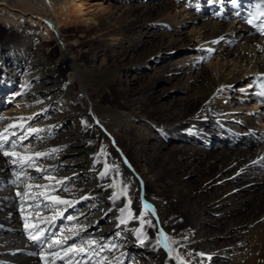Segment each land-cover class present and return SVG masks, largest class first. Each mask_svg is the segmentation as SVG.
<instances>
[{
	"label": "bare ground",
	"instance_id": "6f19581e",
	"mask_svg": "<svg viewBox=\"0 0 264 264\" xmlns=\"http://www.w3.org/2000/svg\"><path fill=\"white\" fill-rule=\"evenodd\" d=\"M227 1L101 0L71 35L80 0H0V264H264V38Z\"/></svg>",
	"mask_w": 264,
	"mask_h": 264
},
{
	"label": "rangeland",
	"instance_id": "374dc122",
	"mask_svg": "<svg viewBox=\"0 0 264 264\" xmlns=\"http://www.w3.org/2000/svg\"><path fill=\"white\" fill-rule=\"evenodd\" d=\"M79 0H75V2H78ZM80 1H82V3L83 4H85V7L87 8V10H85L84 12H83V14L82 15H80V14H76V13H74L73 12V4L71 3V4H69V6L67 7V9H69V11L67 12V13H62L61 14V22H60V25L62 26V27H64L65 28V30L69 33V34H71V35H76L77 34V32H76V28L79 26V24H80V21L82 20V19H84L85 17H86V14H88V13H90L91 12V10L93 9V8H90L89 6L90 5H92V4H94V3H99V2H101V0H95V1H90V0H80ZM105 1V0H104ZM152 1V0H151ZM106 2H107V4H111V5H114L115 3H117L118 2V0H106ZM84 13H86V14H84ZM0 35H1V33H0ZM147 47V46H146ZM89 55H91V52H89L88 53ZM88 54H84V56H83V59H84V57H86ZM162 56H164V55H162ZM185 56V54H177V56H175L174 57V59L177 61V60H182L183 59V57ZM149 64V63H148ZM160 65V64H159ZM163 64H161L159 67H157V70L159 71L158 73L159 74H157L156 75V80L158 79L159 80V82H160V84L158 85V88L156 89V91L159 93V91H162L163 89H165L166 88V85L164 84V77H165V71L166 70H161L162 68H164V66H162ZM65 67L66 66H64V69H65ZM161 72V73H160ZM11 90H13V88H11V89H8V90H6L5 91V93H4V100L6 99V98H8L9 97V92H11ZM75 94H76V98H77V101H78V103H80V104H82V106L84 105V103H83V93L80 91V90H78L77 89V92L75 91ZM238 95V94H237ZM119 97H117V94L114 92V90H111V99H110V102H114L116 99H118ZM106 99V101H107V98H105ZM3 101V100H2ZM238 105H240L241 103L240 102H238L237 103ZM0 109H1V107H0ZM34 139V136L33 135H27V136H25V140L26 141H29V143H30V141H32ZM122 186L125 188L126 187V189L127 188H129L128 186H129V184H128V182L127 181H123V184H122ZM178 224V223H177ZM176 224V225H177Z\"/></svg>",
	"mask_w": 264,
	"mask_h": 264
}]
</instances>
